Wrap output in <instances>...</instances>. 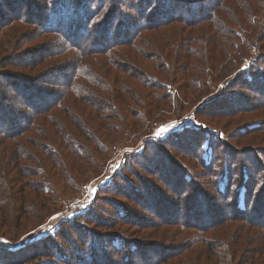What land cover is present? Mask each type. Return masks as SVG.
Returning <instances> with one entry per match:
<instances>
[{
    "label": "trees",
    "instance_id": "16d2710c",
    "mask_svg": "<svg viewBox=\"0 0 264 264\" xmlns=\"http://www.w3.org/2000/svg\"><path fill=\"white\" fill-rule=\"evenodd\" d=\"M185 111L200 124L133 155L114 210L94 201L5 264H264V0H0V224L15 235L117 133Z\"/></svg>",
    "mask_w": 264,
    "mask_h": 264
},
{
    "label": "rangeland",
    "instance_id": "374dc122",
    "mask_svg": "<svg viewBox=\"0 0 264 264\" xmlns=\"http://www.w3.org/2000/svg\"><path fill=\"white\" fill-rule=\"evenodd\" d=\"M35 3L38 2L36 1ZM202 119L204 120V126L208 128L210 132H213L220 130V128L225 130L228 125L225 122L229 118L207 117ZM255 121H259V118L252 117L243 120L241 123L235 122V126L243 123L250 124ZM199 122L201 121L193 115L192 111H185L180 117H168L164 121L158 122L149 128H138L135 129V131H131V133L124 130L122 133L119 132L120 134L117 133L118 139L115 142L116 145L110 149L106 157H101V159L97 161V172L91 173L85 182L78 185L76 190H66L56 199L49 197L53 202L48 201L46 204L51 210L40 224H36L38 220H35V223L30 224L19 236L15 235V232L10 231V227H4L3 224H0V264H5V262L9 261L8 258L3 255L1 256V254H11L27 246L43 242L44 236L55 232L61 221L66 218L74 219L79 216L88 210L94 201L99 202L100 206L103 203L105 205L104 207L108 210H114L112 206L107 207L106 201L109 200L110 203L113 204H115L116 201L123 202L125 196L128 195L130 190H128L127 187V182H129L127 178H132L129 173V165L131 164L132 156L140 152L149 140H163L171 132L183 130L188 124H197ZM231 126H228L226 130L230 129ZM124 127L125 126H123V128ZM203 148L205 157L209 159L212 155V148H210L208 140H205ZM218 151L221 152L222 147H219ZM87 167L90 171L93 170L91 165ZM132 182L136 183L134 177ZM39 213L47 214L44 209L41 211L39 209L38 214ZM100 216H102V212ZM77 222L82 224L85 223L82 221ZM39 258L38 260V258L31 259L28 257L23 263L35 264L37 260L46 262V260H44L45 256L40 255Z\"/></svg>",
    "mask_w": 264,
    "mask_h": 264
}]
</instances>
